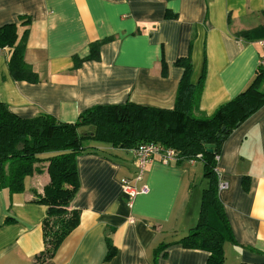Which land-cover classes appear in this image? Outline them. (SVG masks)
<instances>
[{
	"label": "crops",
	"instance_id": "obj_1",
	"mask_svg": "<svg viewBox=\"0 0 264 264\" xmlns=\"http://www.w3.org/2000/svg\"><path fill=\"white\" fill-rule=\"evenodd\" d=\"M262 12L264 0H0V26L29 18L24 60L39 78L13 80L7 49H0V101L19 116L44 112L60 122L126 100L171 108L183 72L175 61L189 56L191 82L203 73L198 108L210 114L253 78L264 37L237 34L264 26ZM107 37L98 60L74 68L73 56L85 57L91 42ZM85 146L69 204L80 211L79 223L52 258L36 261L46 206L33 200L48 181L47 162L25 178L22 192L0 190V264H205L206 251L176 243L198 219L200 160L150 162L138 183L147 190L129 207L120 179L135 170L131 151L97 141ZM217 169L235 240L224 242L223 264H264V106L226 137ZM108 242L114 254L106 260Z\"/></svg>",
	"mask_w": 264,
	"mask_h": 264
},
{
	"label": "trees",
	"instance_id": "obj_2",
	"mask_svg": "<svg viewBox=\"0 0 264 264\" xmlns=\"http://www.w3.org/2000/svg\"><path fill=\"white\" fill-rule=\"evenodd\" d=\"M264 15V12H262ZM29 18L0 26V49H7V67L15 81H39L34 67L24 60ZM243 39L264 37V26L242 30ZM112 37L89 44V52L73 56L74 68L87 60L99 59V48ZM175 64L183 69L171 108L134 103L96 104L79 113L73 122H60L40 112L22 117L0 101V190L8 194L22 192L24 180L45 165L48 181L33 202L46 206L42 220L43 249L37 262L50 259L69 233L78 225L80 211L69 204L78 189L76 156L87 150L86 141H97L115 148L131 150L144 143H159L176 152V162L200 160L205 180L201 192L198 219L176 243L184 248L208 253L205 264H223L224 242L234 236L218 196V169L215 156L226 137L249 116L264 106V67L257 65L247 86L231 99L219 104L210 114L199 110L203 73L197 83L190 80L189 56ZM161 71L165 72L162 62ZM86 127L87 130H82ZM212 146L208 152L207 147ZM197 155H200L198 158ZM167 244L159 245L156 251ZM106 260L114 254L108 242Z\"/></svg>",
	"mask_w": 264,
	"mask_h": 264
},
{
	"label": "built area",
	"instance_id": "obj_3",
	"mask_svg": "<svg viewBox=\"0 0 264 264\" xmlns=\"http://www.w3.org/2000/svg\"><path fill=\"white\" fill-rule=\"evenodd\" d=\"M259 44L261 46H264V39L259 40ZM258 65L264 67V54L260 56ZM130 151L133 156L135 170L132 176L123 177L120 179L121 191L129 207L132 206L136 196L143 194L147 190L145 184H141L138 186V183L142 182L144 172L150 162L158 161L163 165H169L173 162H176L177 160L176 152L174 149L165 147L159 143L140 144ZM197 157L199 158L200 155H197ZM215 159L218 160V155L215 156ZM226 186V182L220 180L218 177V191L224 189Z\"/></svg>",
	"mask_w": 264,
	"mask_h": 264
},
{
	"label": "water",
	"instance_id": "obj_4",
	"mask_svg": "<svg viewBox=\"0 0 264 264\" xmlns=\"http://www.w3.org/2000/svg\"><path fill=\"white\" fill-rule=\"evenodd\" d=\"M211 147H212V146H208V147H207V151H208V152H211V151H212V148H211Z\"/></svg>",
	"mask_w": 264,
	"mask_h": 264
},
{
	"label": "rangeland",
	"instance_id": "obj_5",
	"mask_svg": "<svg viewBox=\"0 0 264 264\" xmlns=\"http://www.w3.org/2000/svg\"><path fill=\"white\" fill-rule=\"evenodd\" d=\"M204 182H205V180H204Z\"/></svg>",
	"mask_w": 264,
	"mask_h": 264
}]
</instances>
